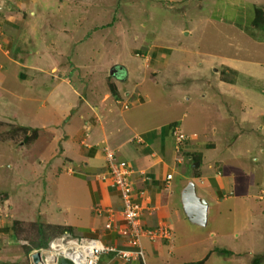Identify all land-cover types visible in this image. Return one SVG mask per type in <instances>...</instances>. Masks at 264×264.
<instances>
[{
	"label": "rangeland",
	"instance_id": "1",
	"mask_svg": "<svg viewBox=\"0 0 264 264\" xmlns=\"http://www.w3.org/2000/svg\"><path fill=\"white\" fill-rule=\"evenodd\" d=\"M2 1L0 74L6 73V78L0 75V227L12 225L16 238L0 236V264H31V255L35 250L46 247L53 238L62 234L45 222L47 213L44 209L49 206L47 200L53 198L60 183L55 185L56 181L49 175L52 160L44 158L50 136L46 133L41 135L36 129L52 124L44 120L53 117L54 112L41 106L43 99H55L49 90L58 87L63 91L60 98H67V85L58 83V78L62 75L74 86L82 81L80 83L84 88L93 87L97 81L95 78L106 73V69L102 68L105 65L99 67V64L112 58L108 65H118L121 60L115 57L135 63L136 58L128 56L135 53L142 58L147 54V49L155 44L151 34L159 35V40L167 43L176 42L178 37L183 47L201 52L208 51L209 46L221 49V42L225 39H209L210 31L207 32L200 25L192 27L191 21L196 17L189 16L188 12L183 19L185 15L178 12L180 8L187 10L193 2L197 4L203 0L183 1L186 6L165 0H7L10 6ZM229 4L234 5L235 2L231 0ZM170 6L173 11L166 10ZM254 31L248 30L251 34ZM135 36L142 38L143 44L134 47L130 40ZM9 39L16 47L14 55L28 58L25 68H20V71L16 67L20 65H13L8 59L10 54L4 47V40ZM172 45L178 48V42ZM257 51L247 48L243 56L254 58ZM5 66L6 71L3 70ZM212 72L197 76L196 83L191 82L196 89L191 90L190 81H181L183 85L180 88L178 83H174L173 87L171 85V88L162 84L156 89L160 92L153 93L157 95L155 99L164 100L160 102L161 110L167 111L166 120L176 118L182 133L189 132L191 125H202L206 129L203 133L209 131L207 136L201 134L196 143L184 135L187 141L182 147L199 144L204 149L193 150L190 159L186 155L182 160L179 157L178 191L179 187H186L189 182L195 181L193 177L212 175L216 165H221L218 171L228 174L235 184V190H230L233 189L232 185L230 191L224 193V201L207 202L209 210L205 226L188 220L181 196L179 199L178 195V240L175 243L178 246L170 264L200 259V262L204 261L199 264H255L261 260L264 264V216L259 212L260 203L264 204V145L259 142L264 141L259 125L264 120V114L254 115L251 111L254 104L246 103L247 120L253 123L236 126L232 130L224 112L228 110L226 106L229 103L234 104L233 101L239 99L226 92V100L227 97L220 92L224 87L220 70L214 71L215 74ZM19 75H24L26 80ZM18 98H32V101ZM247 99L260 109L264 107V97L261 95L248 96ZM174 103L178 104L176 111L171 107ZM16 104L18 106L14 109ZM49 108L52 109V105ZM170 110L174 112L170 114ZM230 114L235 116L237 112ZM181 117L182 124H185L184 131L179 125ZM216 122L219 128L215 133L211 129H216L213 127ZM230 137L238 138L230 144ZM214 146L215 150L212 149ZM65 176L67 174L61 175ZM196 190L201 198L200 188L196 187ZM39 212L45 218L38 215ZM225 251L228 254H224Z\"/></svg>",
	"mask_w": 264,
	"mask_h": 264
},
{
	"label": "crops",
	"instance_id": "2",
	"mask_svg": "<svg viewBox=\"0 0 264 264\" xmlns=\"http://www.w3.org/2000/svg\"><path fill=\"white\" fill-rule=\"evenodd\" d=\"M165 1L184 3L183 1L190 0ZM223 1L203 0L197 4L193 2L187 10L178 9V12L181 11L180 15H185L183 19L188 16V12L189 16L196 17L194 21H191L192 27L200 25L207 32L210 31L209 39H225L221 42L223 45L221 49H213L209 46L210 49L205 52L192 50L195 48L183 47L178 37L174 42H178L177 48L172 45L174 43L161 41L159 35L151 34L155 44L147 49V54L142 55V58L135 53L128 56H134L135 63L115 57L114 59L121 60L118 65L116 63L108 65L110 61H113L112 58L99 64V67L105 65L102 68L106 69V73L100 78H95L96 83L88 88L81 85L82 81L74 86L67 77L61 75L57 82L67 85L65 92L67 98H60L63 91L55 87L52 91L49 90V94L53 93L55 99L45 98L41 103L42 108L48 107L45 110H52L54 114L53 117L49 116L45 118L47 120H44L51 121L52 124L36 129L41 135L46 133L50 136L44 158L48 161L52 160L49 175L56 181L55 185L60 183L53 198H50L51 200L46 198L51 207L48 206V210L44 209L47 213L46 218L42 213L38 214L45 218L49 227L67 228L69 232H66L73 236L98 239L105 244L129 249L131 239L127 234H122L127 229L121 215L122 200L107 170L106 152L110 151L114 153L117 160L125 161L131 168L132 199L143 208L141 224L145 228L165 226L168 229V238L154 241L142 238L139 248H131L132 251L140 249L144 259L136 258L125 262L107 254L101 258L104 264H170L177 250L178 245L176 246L175 243L178 240V195L180 199L185 189L181 186L178 191V163L184 155L190 159L193 156V150L194 152L202 150L204 146L200 148L199 144L192 147L178 145L176 136V133L180 131L178 120L176 118L166 120L167 111L161 110L163 107L160 102L164 100L155 99L157 95L153 94L156 91L160 92L156 90L158 86L163 84L171 88V85L173 87L174 83H178L180 88L183 85L181 81H190L188 84L193 90L196 88L192 83H196L197 76H203L205 72L209 75L210 71L213 70L212 73H214L219 69L220 79L223 81L221 83L224 84L222 85L224 87L219 88L220 92H223L222 96L227 97L228 93H225L229 92L239 99L236 102L233 101L234 104L229 103V106H226L233 115L236 112L237 115L232 116L228 110L224 112L227 124L231 125L230 128L234 130L236 126L253 123L252 120H247L244 108L246 103L254 104L255 107L251 110L254 115L264 114L263 106L260 109L255 105L256 103L247 99L248 96L253 97V95L264 97V82H261L264 81V31H254L252 34L248 32L253 30L251 23L254 10L264 8V0H232L235 2L234 5L229 4L231 0L225 3ZM2 2L9 5L7 0ZM171 6L166 10L173 11ZM134 39H136L135 43ZM134 39L130 40L134 47L143 44L142 38L135 36ZM4 41V47L10 54L8 59L12 61L10 63L20 65V67L16 66L19 71L20 68H25L28 58L14 55L16 47L12 39ZM158 42L162 43L156 44ZM205 42L207 43V40ZM247 48L258 49L257 56L254 58L243 56L245 55L243 51ZM230 49L233 51L228 52ZM113 68L116 75L108 76ZM3 70L6 71L7 67L5 66ZM1 76L3 79L6 78V73ZM23 77L22 79L26 80L24 75ZM177 79L178 82H175ZM112 88L115 96L111 92ZM46 96L48 97L47 93ZM30 99L20 100L30 102L32 98ZM37 102L39 103V100ZM5 104L8 105L7 102ZM49 105H52V109ZM17 106L16 104L14 109ZM171 107H174L176 111L178 104L174 103ZM172 112L174 111H169L170 114ZM179 121L184 131L185 124H182V117ZM263 121L259 124L261 135L264 134ZM214 125L216 129L211 131L216 133L219 126L217 122ZM205 130L202 125L201 127L191 125L189 132H180L189 137V141L196 143L201 134L204 136L209 134V131L203 133ZM231 138H228L230 144L235 143L238 137ZM263 138L261 136V139ZM259 142L264 145V141L259 140ZM215 147L212 149L215 150ZM226 149L228 150V147ZM220 167L221 165L218 167L216 165L213 173L211 172L212 175L193 177L195 192L196 187L202 192L201 198L197 192L196 195L205 201L206 213L209 210L208 201H224L226 198L224 193L235 190L234 181L230 180L228 174L219 172ZM65 174L67 176L61 177ZM232 185L233 189L229 190ZM259 212L264 216L263 203H260ZM111 220L114 222L113 229L107 228ZM2 228L6 231L4 232ZM0 236L8 237V239L16 238L12 225L1 226ZM200 261L201 259L187 261L183 264H199L204 259ZM255 264H262V260Z\"/></svg>",
	"mask_w": 264,
	"mask_h": 264
},
{
	"label": "built area",
	"instance_id": "3",
	"mask_svg": "<svg viewBox=\"0 0 264 264\" xmlns=\"http://www.w3.org/2000/svg\"><path fill=\"white\" fill-rule=\"evenodd\" d=\"M176 136L180 146L187 141V138L179 132L176 133ZM106 161L108 173L122 200L123 211L121 215L127 227L122 234H127L131 239L129 249L105 244L98 239L76 237L64 232L59 237L53 238L46 247L35 250L34 254L39 257L36 264H60L63 259L71 264H104L101 258L107 254H111L115 259L128 262L136 258L142 259L143 255L140 249L131 250V248L140 247L142 238H148L151 241L168 238L167 227L145 228L141 224L143 208L132 199L133 185L130 181L132 171L128 163L117 160L114 153L110 151L106 152ZM113 227L114 222L111 220L107 224V228L113 229ZM31 264L35 263L31 261Z\"/></svg>",
	"mask_w": 264,
	"mask_h": 264
},
{
	"label": "water",
	"instance_id": "4",
	"mask_svg": "<svg viewBox=\"0 0 264 264\" xmlns=\"http://www.w3.org/2000/svg\"><path fill=\"white\" fill-rule=\"evenodd\" d=\"M111 75H116L115 68L110 71ZM181 202L183 210L188 220L196 225H206V204L205 201L198 198L195 192V187L192 182H189L181 194ZM198 208V209H197ZM195 209L199 210V213H195ZM32 261L36 264L39 261L37 254L32 255ZM60 264H71L67 260H61Z\"/></svg>",
	"mask_w": 264,
	"mask_h": 264
},
{
	"label": "trees",
	"instance_id": "5",
	"mask_svg": "<svg viewBox=\"0 0 264 264\" xmlns=\"http://www.w3.org/2000/svg\"><path fill=\"white\" fill-rule=\"evenodd\" d=\"M252 26H253V29H255V31H264V8H256V10L254 11V17H253V20H252ZM20 77H23V75H20ZM111 92L113 94V96H115V91L114 89L112 88L111 89ZM34 130V129H33ZM52 229H55V227H51ZM2 230L5 232L6 229L5 228H2ZM14 228L12 227V231L14 232ZM55 230H58L59 231V234L63 233V232H69V230L67 228H63V229H55ZM15 236V235H14ZM222 252V251H221ZM224 254H228V251H225Z\"/></svg>",
	"mask_w": 264,
	"mask_h": 264
},
{
	"label": "bare ground",
	"instance_id": "6",
	"mask_svg": "<svg viewBox=\"0 0 264 264\" xmlns=\"http://www.w3.org/2000/svg\"><path fill=\"white\" fill-rule=\"evenodd\" d=\"M198 209V208H197ZM195 209V213H199V210Z\"/></svg>",
	"mask_w": 264,
	"mask_h": 264
},
{
	"label": "clouds",
	"instance_id": "7",
	"mask_svg": "<svg viewBox=\"0 0 264 264\" xmlns=\"http://www.w3.org/2000/svg\"><path fill=\"white\" fill-rule=\"evenodd\" d=\"M113 76V75H112Z\"/></svg>",
	"mask_w": 264,
	"mask_h": 264
}]
</instances>
